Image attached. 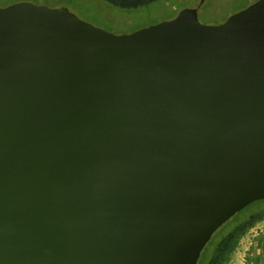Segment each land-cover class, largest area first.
I'll use <instances>...</instances> for the list:
<instances>
[{
    "label": "water",
    "instance_id": "1",
    "mask_svg": "<svg viewBox=\"0 0 264 264\" xmlns=\"http://www.w3.org/2000/svg\"><path fill=\"white\" fill-rule=\"evenodd\" d=\"M198 7L128 34L0 7V264H197L264 199V0Z\"/></svg>",
    "mask_w": 264,
    "mask_h": 264
},
{
    "label": "rangeland",
    "instance_id": "2",
    "mask_svg": "<svg viewBox=\"0 0 264 264\" xmlns=\"http://www.w3.org/2000/svg\"><path fill=\"white\" fill-rule=\"evenodd\" d=\"M148 1L151 0H32L30 3L50 8L66 7L99 29L113 34H128L153 23L171 19L183 8L198 6L201 0H163L162 3L154 1L150 12L142 10L127 14L121 8L137 7ZM256 1L258 0H204L198 9V17L204 24H218ZM16 2L19 0H0V6ZM243 209L213 234L197 264H261L264 261V210L256 212L255 207L247 206ZM243 214L245 218L242 220ZM250 221H254V225L247 228ZM244 229L246 230L239 237L235 250L224 260L225 252L236 231ZM214 241L216 243L211 247Z\"/></svg>",
    "mask_w": 264,
    "mask_h": 264
},
{
    "label": "trees",
    "instance_id": "3",
    "mask_svg": "<svg viewBox=\"0 0 264 264\" xmlns=\"http://www.w3.org/2000/svg\"><path fill=\"white\" fill-rule=\"evenodd\" d=\"M154 1H161V3L163 2V0H151V1H148V2H145V3H142L141 5H138L137 7H121L122 9H123V12L124 13H127V14H129V13H137V12H140V11H142V10H144V11H146V12H150V7H151V5H152V3H154ZM16 3H21V2H16ZM16 3H12V4H16ZM30 3V2H29ZM12 4H9V5H12ZM33 4H35V3H33ZM8 6V5H7ZM115 6V5H114ZM199 6V5H198ZM198 6H196V7H198ZM1 7V6H0ZM3 7H5V6H3ZM186 8H194V7H186ZM186 8H183V9H186ZM199 8V7H198ZM183 9H181V10H183ZM180 10V11H181ZM179 11V12H180ZM178 12V13H179ZM177 13V14H178ZM175 17V16H174ZM157 23V22H156ZM154 24V23H153ZM248 207H255V209H256V212H262L263 210H264V199H260V200H256V201H254V202H252L251 204H249L248 206H247V208ZM243 210H245V209H243ZM244 212V211H243ZM242 212V213H243ZM245 218V216H244V214H243V216H242V220ZM241 220V221H242ZM240 221V222H241ZM254 225V221H250V223L247 225V228L248 227H252ZM246 228V229H247ZM246 229H244V230H237L236 231V235H235V237L233 238V240L231 241V243H230V245L228 246V248H227V250H226V252H225V258H224V260L226 259H228L230 256H231V254H232V252L235 250V248H236V245H237V242H238V240H239V237L241 236V235H243V233L245 232V230ZM216 242L214 241L212 244H211V247L215 244ZM208 252H210V250L208 251ZM261 264H264V261L261 263Z\"/></svg>",
    "mask_w": 264,
    "mask_h": 264
},
{
    "label": "snow or ice",
    "instance_id": "4",
    "mask_svg": "<svg viewBox=\"0 0 264 264\" xmlns=\"http://www.w3.org/2000/svg\"><path fill=\"white\" fill-rule=\"evenodd\" d=\"M19 2H32V0H19Z\"/></svg>",
    "mask_w": 264,
    "mask_h": 264
},
{
    "label": "crops",
    "instance_id": "5",
    "mask_svg": "<svg viewBox=\"0 0 264 264\" xmlns=\"http://www.w3.org/2000/svg\"><path fill=\"white\" fill-rule=\"evenodd\" d=\"M262 248H263V252H264V244H263V247Z\"/></svg>",
    "mask_w": 264,
    "mask_h": 264
},
{
    "label": "flooded vegetation",
    "instance_id": "6",
    "mask_svg": "<svg viewBox=\"0 0 264 264\" xmlns=\"http://www.w3.org/2000/svg\"><path fill=\"white\" fill-rule=\"evenodd\" d=\"M200 6H201V5H200ZM200 6H199V8H200ZM199 8H198V9H199ZM224 21H225V20H224ZM224 21H222V22H224ZM220 23H221V22H220ZM218 24H219V23H218Z\"/></svg>",
    "mask_w": 264,
    "mask_h": 264
}]
</instances>
